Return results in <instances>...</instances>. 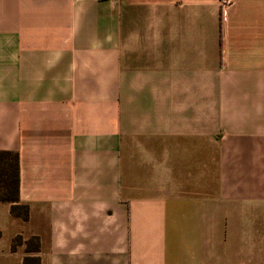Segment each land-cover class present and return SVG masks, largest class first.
<instances>
[{"label":"crops","instance_id":"obj_1","mask_svg":"<svg viewBox=\"0 0 264 264\" xmlns=\"http://www.w3.org/2000/svg\"><path fill=\"white\" fill-rule=\"evenodd\" d=\"M113 1L0 0V264H264V0Z\"/></svg>","mask_w":264,"mask_h":264},{"label":"trees","instance_id":"obj_2","mask_svg":"<svg viewBox=\"0 0 264 264\" xmlns=\"http://www.w3.org/2000/svg\"><path fill=\"white\" fill-rule=\"evenodd\" d=\"M19 156L15 151L0 150V202L10 203V213L26 221L29 217V208L20 202L19 196ZM39 238L29 237L26 243L27 252L39 250ZM22 242V237L17 235L13 238L11 248L14 250L17 244ZM23 264H39V257L25 256Z\"/></svg>","mask_w":264,"mask_h":264},{"label":"built area","instance_id":"obj_3","mask_svg":"<svg viewBox=\"0 0 264 264\" xmlns=\"http://www.w3.org/2000/svg\"><path fill=\"white\" fill-rule=\"evenodd\" d=\"M107 1H109L112 5L114 4L113 0H107ZM219 2L221 5H227L231 2V0H219Z\"/></svg>","mask_w":264,"mask_h":264}]
</instances>
